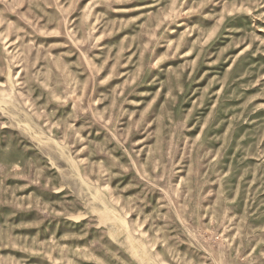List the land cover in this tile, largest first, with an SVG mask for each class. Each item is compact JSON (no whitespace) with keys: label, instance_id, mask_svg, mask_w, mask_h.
<instances>
[{"label":"rangeland","instance_id":"rangeland-1","mask_svg":"<svg viewBox=\"0 0 264 264\" xmlns=\"http://www.w3.org/2000/svg\"><path fill=\"white\" fill-rule=\"evenodd\" d=\"M0 264H264V0H0Z\"/></svg>","mask_w":264,"mask_h":264}]
</instances>
